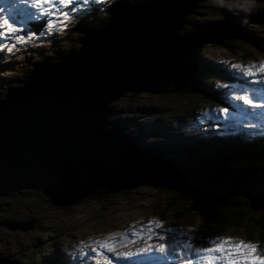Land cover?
I'll return each instance as SVG.
<instances>
[{
    "label": "water",
    "instance_id": "1",
    "mask_svg": "<svg viewBox=\"0 0 264 264\" xmlns=\"http://www.w3.org/2000/svg\"><path fill=\"white\" fill-rule=\"evenodd\" d=\"M194 1L131 0L116 20L81 37L77 50L34 65L19 85L6 87L0 97V197L35 190L63 206L101 187L147 184L204 202L243 195L264 206V179L254 172L218 167L189 145L138 143L107 120L118 110L112 100L127 90L183 89L202 42L216 46L221 38L244 36L246 22L264 27V9L225 10L216 21L186 22ZM183 22L190 28L179 33ZM220 154L225 162L236 159Z\"/></svg>",
    "mask_w": 264,
    "mask_h": 264
},
{
    "label": "rangeland",
    "instance_id": "2",
    "mask_svg": "<svg viewBox=\"0 0 264 264\" xmlns=\"http://www.w3.org/2000/svg\"><path fill=\"white\" fill-rule=\"evenodd\" d=\"M114 1L105 0L86 7L83 11L57 21L55 28L49 23H39L34 31L20 35L24 37L22 42L11 38L8 34L0 37V93L5 92V86L15 79L18 70H29V74L36 64L58 61L64 54L75 51L81 46V37L99 28L83 31L78 38L79 45L73 47V42L66 39V34L78 22L88 18L91 24L102 22L105 25L116 20L120 16L116 13L117 8L108 13L106 11L107 4ZM130 1L121 6V12ZM263 9L264 0H201L200 6H195V12L189 16L200 24L205 20V15L213 18L208 22L222 19L221 10L254 14ZM184 27L183 25L181 32L186 30ZM245 27L246 34L236 37L238 40L241 39L238 43L244 50L241 53L232 52L228 49L231 46L224 45L223 39L226 37L221 38L216 46L211 40L200 44L197 51L199 59L209 56L207 60L210 69L213 66L217 69L212 72L215 79L209 86L204 84L208 81L206 73L200 80L205 85L203 88L207 90L206 92L193 89L162 94L127 90L120 97L112 100L114 108L118 110L110 114L113 116L111 117L125 125L135 138L140 139L141 144H173L175 140L181 144L183 138L195 135L193 140L203 146L207 137L216 138V132L212 131L211 127L202 126L204 119L214 122L222 113L221 109L229 108V99L238 96L232 91L230 82L235 75H247L245 69L247 63L264 61V27L254 22H246ZM76 33H71L69 37H74ZM200 53L204 54V57L200 56ZM246 53H251L252 57L243 58ZM197 60L193 68H197ZM244 60L245 64L242 62ZM232 65L239 67L234 68ZM15 84L12 82L11 87L19 85L20 82ZM199 150L214 164L209 154L202 149ZM224 159H226L225 155L218 156V167L225 168ZM239 169L263 175L262 169L253 166ZM157 187L140 184L124 189L125 192L108 191L101 187L93 193L95 195L91 194L76 203L63 206L49 204L42 198V194L35 190H29L30 192L22 190L20 193H14V196L3 195L0 197V258L9 254L20 259L23 264L26 262L34 264L33 259L39 258L42 254L53 258V262L47 261L49 264H131L128 258L140 252L142 241L149 237L154 238L158 234L168 236L172 233H183L186 239L191 237L196 244L208 243L212 237L220 236L257 242L258 245L264 242L263 207V209H258L259 207L249 209L243 214L240 204H237L240 203L238 199L240 197L230 196L232 203L229 204L235 208L225 207L227 212L236 210V213L245 215V218L235 224L232 215L223 217L220 220L222 228L216 231L218 225L212 221L203 223L205 207L200 203V201L204 202L203 200L191 195V200L177 199L174 196L175 191L161 187L166 190L162 192ZM211 204L221 205L222 202ZM31 219L34 224L28 229L30 226H26ZM15 221L21 223L18 226H9L5 223ZM150 222L151 231L148 230ZM160 223L162 227H155ZM128 228L130 230H127ZM168 229L173 231L169 233ZM125 232L129 235L123 239ZM109 234L115 235L109 237ZM105 240L113 246L112 251L99 247ZM152 253L159 257L157 251H151L148 256ZM41 258L44 260L43 257ZM155 260L156 257L153 255L140 261L136 255L132 263L150 264L149 261Z\"/></svg>",
    "mask_w": 264,
    "mask_h": 264
},
{
    "label": "trees",
    "instance_id": "3",
    "mask_svg": "<svg viewBox=\"0 0 264 264\" xmlns=\"http://www.w3.org/2000/svg\"><path fill=\"white\" fill-rule=\"evenodd\" d=\"M128 1L129 0H115L114 2L107 4V8H106L107 13L112 11L114 8H117L116 13L119 16L121 14V8H122L121 6L125 2H128ZM200 3H197V6H200ZM222 11L223 10L220 11V15L223 14ZM194 12L195 11L193 10V13ZM189 15L185 16L186 22L193 23L194 21H196L194 18H191V16H189ZM204 19L205 20L203 22L201 21L202 23L208 22V20H213V18L209 17L208 15H205ZM186 22H183L182 24L185 26L184 29L188 30L190 28V24L186 23ZM101 25H103L102 22H100V24H96V23L95 24H91V22L88 21V18H86V19L78 22L77 24H75L73 29L66 34V39L73 42V47L78 46L79 45L78 38H79V35L83 31L92 30L95 27H100ZM73 32H77V33L75 34L74 37L70 38L69 35L71 33H73ZM240 41H241V39L238 40V39H236V37H233V38L226 37L225 39H223V43H224V45L226 47L231 46V48H228V49H231L232 52L240 51V53H241V51H244V50L238 44ZM235 43H237V44L234 45ZM200 56L204 57V54L200 53ZM52 57H53V55H52ZM208 57L209 56L206 55L205 58L199 59V56H198L197 68H195L194 71L190 70V76H188V78L186 79V81L184 83L185 86L183 87V89H181L180 91L174 92V93H178V92H182V91H190V90H193V89H200V90H203L204 92L207 91L206 89L203 88L205 86L204 84H206V86H209L211 82L213 83L215 78H214L212 72L213 71H217L215 66H213L210 69V63L207 60ZM250 57H252L251 53H246V54L243 55V58H245V59L250 58ZM242 62L244 64L246 63L245 60L242 61ZM28 71L29 70H20V71L18 70L17 71L18 74L15 76V79L12 80L13 84L14 83L18 84L19 81L21 79H23V77L26 74H28ZM205 73H206V76L208 78V81L203 84V83L200 82V80H202V77L205 76ZM12 82L10 84L6 85L5 88L7 86H11ZM2 93H0V94H2ZM111 116L112 115H109L107 117L108 121H113V122L119 124L120 126H125L120 121H118L116 119H113L112 118L113 116L112 117ZM124 131L128 132V129L125 128ZM227 132L231 136H233L234 139L231 138V137H228V138L216 137V138H212V139H205V144L202 146V144L194 141L191 138H188L186 143H184V144L192 146V147H195L198 150L202 149L204 152H209V153H212V154L219 153V152H231V153H234L236 155V159L235 160L234 159H230L227 162H225L224 165H228L230 167H236L237 169L238 168H244L246 166H253L255 168L262 169L263 171L261 170V172L264 175V143H261V141L259 139H255L254 143H248V142L246 143V142L238 141L242 137L241 132L232 131V130H227ZM157 188L160 191H162V192L166 191L165 189H161V187H157ZM167 189L175 191L174 196L177 199H181V200L189 199V200H191V196H189L186 193H183V192L175 190V189H169V188H167ZM96 190H98V189H96ZM23 191H29V190H23ZM122 192H125V191L123 190ZM14 193L15 192H9L7 195L13 196ZM93 193H92V196L95 195ZM230 196H232V197H240V198H238L240 203H237V204H240L241 211H242L243 214H246L249 209L253 210V209L257 208V207H259L258 209H261L262 207L264 208L263 205H261L259 203H256V202H254V201H252V200H250V199H248L246 197L244 198L241 195H230ZM230 196H228L223 201H218V202H222L221 205L211 204V203H214V202H207V201L202 202V201H200V203H203V205L205 207L204 208L205 221L203 223H205L206 221H212L213 223L218 225V228L216 229V231H217L220 228H222V225L220 224V220L223 217H228L229 215H232L233 216L232 217V221L235 224H238V222L241 219L245 218V215H240V214L236 213V210H231L230 213L227 212L225 207L230 206L231 209L235 208V206H231L229 204V203H232V201H231L232 198ZM81 199H83V198H80L78 201H80ZM262 229L264 230V227H262ZM127 230H130V229L128 228ZM6 256H10V255L7 254ZM41 257H43L44 260H42ZM33 261H34V264H44V263L45 264H49L47 261L52 262L53 258L50 257V256H47V255L43 256L42 254H40L39 258H34ZM25 264H33V262H27Z\"/></svg>",
    "mask_w": 264,
    "mask_h": 264
},
{
    "label": "snow or ice",
    "instance_id": "4",
    "mask_svg": "<svg viewBox=\"0 0 264 264\" xmlns=\"http://www.w3.org/2000/svg\"><path fill=\"white\" fill-rule=\"evenodd\" d=\"M25 4H28L30 0H23ZM51 4V8H41L39 10V16H48L51 15L55 19L49 21L51 27L55 28L56 23L59 20V15L67 16V13L62 12L56 5H64L72 3V0H31L32 6L36 4ZM6 26L7 32L9 34H15L19 31H22V28L14 27L13 23L10 22L9 18L0 19V29H4ZM5 32L0 30V37H3ZM18 41H23L24 37L16 36ZM14 46V45H13ZM232 67L237 68L238 65H232ZM254 67V66H253ZM258 73H264V61L261 62L260 68L256 71H253L252 68L247 70V75L255 76ZM257 84L264 85V80L255 81ZM255 92H264V88L254 89ZM236 99L242 100L245 104H251L252 100L246 96H237ZM257 107H264V105H257ZM222 112H227V109H221ZM162 223L156 224L155 227H162ZM149 231H151V222L149 226ZM172 229H168V232H172ZM115 234H109V237L114 236ZM136 235H140L136 233ZM183 235V233H181ZM151 237H149L150 239ZM158 239L160 240H171L175 241L176 237H169L164 234H158ZM135 242V241H131ZM100 248H105L108 251L113 250V246L110 245L107 240L101 242L99 245ZM180 248L183 250L178 253L182 264H193V259L199 261L200 264H215V262L220 261L223 264H264V242L258 244H254L251 242H245L244 240L237 241L233 237H216L213 240H210L207 245L200 246L197 245L191 237L187 238L181 245ZM96 251V249H93ZM143 252L152 251V245H149L147 248L140 250ZM155 251L161 254H167L171 252L173 256L177 255V246L175 243L169 244H159ZM189 256L190 258L185 259V256Z\"/></svg>",
    "mask_w": 264,
    "mask_h": 264
},
{
    "label": "bare ground",
    "instance_id": "5",
    "mask_svg": "<svg viewBox=\"0 0 264 264\" xmlns=\"http://www.w3.org/2000/svg\"><path fill=\"white\" fill-rule=\"evenodd\" d=\"M201 2V0H195L194 1V4L195 6H197V3ZM194 6V7H195ZM194 7L191 9V11L187 12L186 14H184V19H185V16H188L189 14L193 13V10H194ZM186 20V19H185ZM194 23H197L196 21ZM181 29H183V24H181L180 28L178 29L179 30V33H181ZM186 31V30H184ZM183 31V32H184ZM194 65V64H193ZM192 67V66H190ZM195 68L192 69V71H194ZM134 93V92H132ZM174 142H177V140H175ZM218 156H219V153H215V154H212V153H209V157L211 159H213V162L216 166H219V161H218ZM88 194L84 195L82 198L86 197V196H89L91 195L92 193L90 192H86ZM77 202V201H76ZM74 202V203H76ZM73 204V203H71ZM10 223V224H9ZM9 226H17V223L18 221H15V222H9ZM5 224V223H4ZM26 227H29V226H26ZM33 226L29 227L28 229L32 228ZM4 258V259H3ZM3 260L0 262V264H23L22 261L20 259H17V258H14V257H11V256H3ZM27 263V262H26ZM45 264V263H44Z\"/></svg>",
    "mask_w": 264,
    "mask_h": 264
},
{
    "label": "flooded vegetation",
    "instance_id": "6",
    "mask_svg": "<svg viewBox=\"0 0 264 264\" xmlns=\"http://www.w3.org/2000/svg\"><path fill=\"white\" fill-rule=\"evenodd\" d=\"M173 144H178L177 142H173ZM21 192V191H20ZM20 192H18V193H20ZM23 192H30V191H23ZM15 195V194H14ZM13 195V196H14ZM42 198H44V199H46V201H47V198L42 194ZM48 202V201H47ZM33 224H34V221H33ZM33 224H32V226H33Z\"/></svg>",
    "mask_w": 264,
    "mask_h": 264
}]
</instances>
